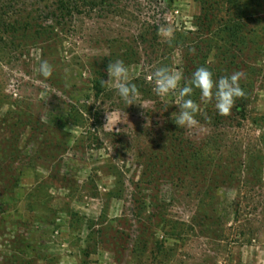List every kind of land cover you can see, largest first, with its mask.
Here are the masks:
<instances>
[{
  "label": "rangeland",
  "instance_id": "obj_1",
  "mask_svg": "<svg viewBox=\"0 0 264 264\" xmlns=\"http://www.w3.org/2000/svg\"><path fill=\"white\" fill-rule=\"evenodd\" d=\"M234 1L248 12L230 40L229 0L109 1L55 28L0 0V264H264V0ZM116 59L144 107L103 86ZM161 66L182 84L242 71L245 96L224 117L194 90L180 128L148 79ZM231 161L237 180L217 181Z\"/></svg>",
  "mask_w": 264,
  "mask_h": 264
},
{
  "label": "clouds",
  "instance_id": "obj_2",
  "mask_svg": "<svg viewBox=\"0 0 264 264\" xmlns=\"http://www.w3.org/2000/svg\"><path fill=\"white\" fill-rule=\"evenodd\" d=\"M160 31L171 37V29ZM53 71V65L49 61H40L38 73L41 77L48 79L53 75ZM107 74L109 79L103 80V86L115 88L121 100L129 106L132 104L143 106L136 103L140 93L137 85L131 82L129 68L123 60H111L107 66ZM244 77V72L235 71L217 79L209 68L200 66L191 74L190 79L182 84L183 76L180 71L174 67L161 66L157 67L148 79L152 82L153 93L161 100L169 95L177 97L175 105L179 110L172 113V119L180 128H188L197 124L195 117L200 111V105L191 98L194 90H199L201 101L214 102L217 114L226 117L232 113L237 99L245 96L240 83Z\"/></svg>",
  "mask_w": 264,
  "mask_h": 264
},
{
  "label": "trees",
  "instance_id": "obj_3",
  "mask_svg": "<svg viewBox=\"0 0 264 264\" xmlns=\"http://www.w3.org/2000/svg\"><path fill=\"white\" fill-rule=\"evenodd\" d=\"M120 3L122 0H8V9H13L18 3H24V5H28V3H31L32 5H36L41 9L40 16L42 17V20L45 22H51L55 28L56 25L62 23L65 21L68 17L71 15L77 14L79 10H85L87 11L89 8L93 9L95 5L99 3ZM233 10V15L230 17V19L225 24V31L228 34V38L230 40L238 38V31L242 25V16L245 15L248 12V9L245 6L237 4L235 1L233 3V0H229ZM233 3V4H232ZM52 4V5H51ZM13 15V14H12ZM7 13L1 12L0 10V23H2L6 19ZM27 16H24V14L20 13L17 16V20L15 23L17 24H23L27 23ZM22 27V26H21ZM18 32V30H17ZM245 40V38H244ZM100 88H97L96 95H100ZM174 145L175 143H171V149H168V153H172L173 160H175L174 166L177 167L178 171L187 170L188 165H186L181 160L182 156L174 151ZM181 146V145H179ZM180 152V151H179ZM198 160V157H196ZM239 161V160H238ZM237 161V164H238ZM182 165V166H181ZM256 167V166H255ZM231 168V170H230ZM238 178V172L236 170L235 163L233 161L228 163V169L225 172H222L220 175L217 176V181H222L223 183H227L228 180L230 181H236ZM262 182V179L259 180Z\"/></svg>",
  "mask_w": 264,
  "mask_h": 264
}]
</instances>
